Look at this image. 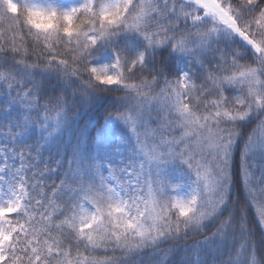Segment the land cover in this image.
<instances>
[{
	"label": "snow or ice",
	"instance_id": "obj_1",
	"mask_svg": "<svg viewBox=\"0 0 264 264\" xmlns=\"http://www.w3.org/2000/svg\"><path fill=\"white\" fill-rule=\"evenodd\" d=\"M0 264H264V0H0Z\"/></svg>",
	"mask_w": 264,
	"mask_h": 264
},
{
	"label": "trees",
	"instance_id": "obj_2",
	"mask_svg": "<svg viewBox=\"0 0 264 264\" xmlns=\"http://www.w3.org/2000/svg\"><path fill=\"white\" fill-rule=\"evenodd\" d=\"M91 119L94 121L95 117H91ZM90 130H91V127H90ZM93 134H94V131H93Z\"/></svg>",
	"mask_w": 264,
	"mask_h": 264
}]
</instances>
